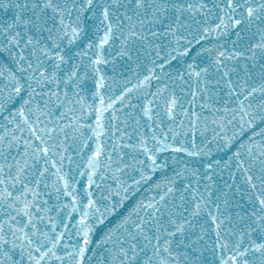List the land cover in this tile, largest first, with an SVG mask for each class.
Instances as JSON below:
<instances>
[{"label": "snow or ice", "instance_id": "1", "mask_svg": "<svg viewBox=\"0 0 264 264\" xmlns=\"http://www.w3.org/2000/svg\"><path fill=\"white\" fill-rule=\"evenodd\" d=\"M0 264H264V0H0Z\"/></svg>", "mask_w": 264, "mask_h": 264}]
</instances>
